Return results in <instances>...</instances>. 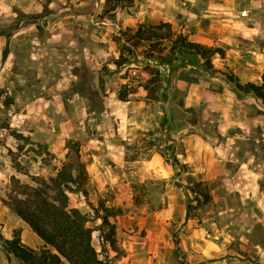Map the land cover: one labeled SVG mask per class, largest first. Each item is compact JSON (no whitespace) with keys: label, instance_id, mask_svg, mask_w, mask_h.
<instances>
[{"label":"rangeland","instance_id":"obj_1","mask_svg":"<svg viewBox=\"0 0 264 264\" xmlns=\"http://www.w3.org/2000/svg\"><path fill=\"white\" fill-rule=\"evenodd\" d=\"M160 23L221 51L135 39ZM237 83H264V0H0V264H24L3 240L45 246L12 176L54 175L71 141L107 264H264V102Z\"/></svg>","mask_w":264,"mask_h":264},{"label":"trees","instance_id":"obj_2","mask_svg":"<svg viewBox=\"0 0 264 264\" xmlns=\"http://www.w3.org/2000/svg\"><path fill=\"white\" fill-rule=\"evenodd\" d=\"M134 37L139 43L150 42L151 45L174 40L175 50H190L205 60L207 65H211L212 57L221 51L188 41L183 35L176 36L170 23L142 25ZM120 56L123 58L124 53L121 52ZM237 88L253 92L264 102V83H237ZM15 138L20 140L24 136L16 134ZM45 152L49 158L42 157L41 162L49 165L54 158L47 150ZM55 162L53 170L56 173L49 177L26 174L30 182H22L20 178L12 176L11 191L2 201L31 227L45 246L37 253L26 248L18 236L3 240L8 251L24 264H107L93 246L88 214L73 207L70 202L73 193L85 199L88 197L89 174L79 143L69 142L65 159ZM13 163L17 172L21 173L20 164L14 156Z\"/></svg>","mask_w":264,"mask_h":264},{"label":"crops","instance_id":"obj_3","mask_svg":"<svg viewBox=\"0 0 264 264\" xmlns=\"http://www.w3.org/2000/svg\"><path fill=\"white\" fill-rule=\"evenodd\" d=\"M186 1H190V2H193V1H197V0H186ZM18 219H20L21 221H23V219H21V218H19L18 216H16ZM24 222V221H23ZM25 223V222H24ZM26 224V223H25ZM24 227V229H27V228H29V225L28 224H26V228H25V226H23ZM34 237H35V239H34V241H40L39 240V236L36 234V233H34Z\"/></svg>","mask_w":264,"mask_h":264}]
</instances>
